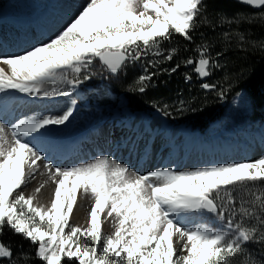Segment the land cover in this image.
<instances>
[{
	"label": "snow or ice",
	"instance_id": "snow-or-ice-1",
	"mask_svg": "<svg viewBox=\"0 0 264 264\" xmlns=\"http://www.w3.org/2000/svg\"><path fill=\"white\" fill-rule=\"evenodd\" d=\"M211 2L214 0H89L48 42L21 53H0V65L8 68L0 67V93L15 90L30 97H70L91 78L82 73L96 58L116 74L129 60L146 56L173 60L180 49L164 48L165 43H172L173 34L192 44L201 26L214 30L225 23L251 26L264 21V12L231 18L221 13L215 24L206 14ZM237 2L264 9V0ZM245 33L242 29L238 36L240 51L245 50ZM198 34L203 40L204 33ZM233 35L225 31L223 39L228 41ZM258 46L264 51V40ZM210 48L208 42L196 44L192 49L196 56L182 60L202 80L214 69L223 68L218 58L232 50L226 45L215 53L214 61ZM160 62L148 61L151 66ZM180 66L177 63L164 71L172 73ZM155 74L145 68L127 90L145 92ZM191 79V75L185 76L186 81ZM201 88L215 91L220 99L226 95L214 83H202ZM76 104L71 99L59 114L25 117L10 128L0 123V234L7 228L34 247L32 257L22 248L14 254L9 245L0 242V262L264 264L259 258L264 255V156L185 171L164 168L144 175L106 156L78 166H54L44 150L32 143L33 134L42 135L41 130L48 126L65 125ZM166 109L164 105L158 110L168 116ZM38 162L55 184L48 206L36 205L33 196L18 191L35 175ZM236 189L243 192L239 201L233 195ZM78 190L94 201L87 228L69 223ZM204 213L215 219L209 223ZM102 215L105 220L111 218L114 230L109 235L102 233ZM249 243L260 247L253 252L246 247Z\"/></svg>",
	"mask_w": 264,
	"mask_h": 264
},
{
	"label": "trees",
	"instance_id": "trees-1",
	"mask_svg": "<svg viewBox=\"0 0 264 264\" xmlns=\"http://www.w3.org/2000/svg\"><path fill=\"white\" fill-rule=\"evenodd\" d=\"M207 2V0H206ZM264 12L255 10L247 5L238 3L235 0H214L209 3L207 16L215 24H219V15L224 14L231 18L233 16H251ZM264 21L257 20L251 26L248 24H222L215 29L207 26H201L198 32L194 34V41L189 44L179 35L173 34L171 44H164V48L178 47L179 53L171 61H165L162 57L146 56L139 61L127 63L118 73L112 74L105 70L103 77L108 87L125 96L129 108L138 111L146 108L163 109L167 105V111L178 118L190 116L194 119V125L205 128L208 124L225 113L232 100L242 91L250 97L254 107V113L262 115L264 113V51L258 46L261 40H264ZM246 30V41L244 51L238 49V36L241 30ZM231 32L234 35L230 40L223 39V33ZM199 32L204 33V39L199 36ZM208 42L211 45L210 55L215 61V53L221 51L227 46L232 50L226 51V55L218 58L223 68L214 69L212 75L207 79H200L192 71L193 66H184L182 60L189 56L195 57L196 53L192 51L196 44ZM188 48V51H184ZM161 62L155 66L149 65L148 61ZM177 63L181 66L172 73L164 69H172ZM145 68L149 73H156L148 83L145 92H130L128 86L135 80L136 76L143 74ZM141 71V73H139ZM191 75L192 79L186 81L185 76ZM102 75H100V78ZM225 77H227L225 79ZM99 78V77H98ZM214 83L218 89L223 88L226 95L223 99L216 96L215 91H206L201 88L202 83ZM183 102V104H181ZM169 105V106H168ZM0 242L9 245L14 254L19 253L21 248L34 257V247L18 234L5 228L0 234ZM247 246L257 250L260 246ZM264 259V255H261ZM7 264V261L0 262ZM31 264H41L37 259H32Z\"/></svg>",
	"mask_w": 264,
	"mask_h": 264
},
{
	"label": "rangeland",
	"instance_id": "rangeland-1",
	"mask_svg": "<svg viewBox=\"0 0 264 264\" xmlns=\"http://www.w3.org/2000/svg\"><path fill=\"white\" fill-rule=\"evenodd\" d=\"M39 1L40 0H0V16L4 12L7 13V11H8L7 15H5V17H4L2 24H0V25L2 26L4 24V22H6V21H8L9 23H16L21 19L23 20V19H27L29 17L32 18L33 15H35L36 11L38 9H40V11L36 14V19H34L33 23H32V24L36 25L35 22H37V16H38V19L40 18V20H42L43 17H41V15L43 14V12H45L46 10H48V11L55 10L56 7H54V6L56 5V2H57L55 0H45V1L42 0V2H39ZM64 1L66 3L63 4L62 6L59 5L60 7L57 8L56 12L54 13V15H53V16H55V19H53L54 21L51 20V22H49L50 24H48L47 21H41V23L39 25L41 30L42 29L46 30V28H50V25L55 26V24H56L55 22H58V20L61 21L63 19V16H62L63 12L65 10H67V12L72 13V16H71L72 18L65 21L61 26H59V29L62 30L65 26L68 25L70 20H73L75 17L78 16V14L82 10V8L84 6H86V4L89 2V0H64ZM45 7H47V9H45ZM31 12H33V13H31ZM50 16H52V15H50ZM28 22H29V20H28ZM7 29H8V26L0 27V33L4 32L6 34ZM47 32L48 31H46V34H47ZM14 33L17 35L18 31H15ZM32 34L34 36H37V33L35 31H33ZM56 34H57V32H55V35ZM55 35L54 34H51V35L48 34L47 40L45 42H48L50 40V38H54ZM25 38H27V37H25ZM25 38H23V39H25ZM13 47L14 46L12 44H8V43L6 44V42H3L0 39V53L11 54V53H9L10 52L9 50H12ZM0 67H4L5 71H8V68L6 66L0 65ZM100 71H101V69L98 68L97 66L95 67L94 61H93V63L87 69L83 70L82 74L92 75L93 73L100 72ZM139 73H141V71H139ZM140 75L141 74H139L138 76H140ZM138 76H136V78ZM86 82L88 83L87 85H90L89 83L91 81L87 80ZM51 87L52 86H49V90H51ZM59 87H65V86L59 85ZM17 94H18V92H17ZM17 94H16L15 90H9L5 93H0V123L7 125L9 128L12 126V124L16 123L19 119H22L25 117H30V116L40 117V116H44V115H54V114L60 113L69 104L71 99H75L77 101V104L75 107V111H74L72 117L70 118V120L68 122H66L65 125L49 126V127H51V128L55 127L56 129L59 130V132H57L58 134H64V133H68V132H76V131H81V130H83V131L84 130L89 131L90 129L93 130V129H96L99 124H101L100 129L98 128V131L96 134L94 132L95 135L93 137L88 135V138H90L89 141H85V142L83 141V143L82 142L80 143V145H79L80 149L77 150V152H80V153H78L77 156L73 157L70 161L67 160L68 161L67 163L65 161L63 163L57 164V162H58L57 161L56 162L57 165L53 164L54 166L60 165L59 167H62V168L78 166V165L83 164V163L91 162L94 159H97V157L99 158V155L101 153H104V152L112 153V157H114V158L119 156V158L124 160V162L126 164H131V163L133 164V162L138 161L137 158L135 160L132 159L133 161L131 160V158H130L131 157V150L129 149L130 147L128 148V150L122 149V151L120 150L119 152H118V149H115V147H112L113 141L115 139L114 135H112L114 131L110 130L109 123L108 124L99 123V121L101 119H107L108 117H111V115L113 116L116 108H119L122 110L127 109L126 108V102L123 99L122 95H117V94L111 92L110 90H107V91L99 90L98 91L97 88L95 90H93L92 92H87V93H85L83 91H82V93H77L76 89H74V91L70 97L62 96V95H55L53 97H43V96L30 97V96L22 93L21 95L22 96L24 95V98L20 99L19 95H17ZM99 100H102V101H99ZM11 106L14 108L16 107L18 109V111L16 110V112L13 113V111H12L13 109H12L10 112ZM56 111H58V112H56ZM9 112H10V117L12 116V118H10V117L6 118L5 117V114L9 113ZM252 112H253V105L251 103L250 98L247 95L242 93L231 104L226 115L223 116V118H221L220 120H218V121H216L210 125L209 129L205 132V135H209V133L212 131L211 128H213L215 123H217L219 121L220 122L221 121L227 122L228 123L227 128L230 126L234 127L235 123L237 121H239L238 127L245 130V131H248L246 133L244 131L240 133V135L242 136V137L239 136L241 142L244 138H247L246 134H249V136H251L253 134L254 135V141H256V144H258V147H259V144H260L259 140L260 139H259V137H257V135L259 134V132L263 131L264 122H263V124L262 123L260 124L257 121H255V117L253 116ZM136 115L138 118L144 115L145 119H148V120L154 118L153 121L156 118H160L161 116H163V114L161 112H158V111H156L155 113L142 112V113H138ZM95 118H97V119H95ZM170 118H172V117L170 116ZM92 119H95V120L92 121ZM182 119L184 122L180 126H176V125L173 126L175 129L184 128L185 125H191L194 121V119L190 118V116H187V115L182 117ZM95 121L98 122L99 124L97 126H95L94 128L88 129L87 127L90 124L89 122L94 123ZM69 124H70V126H68ZM232 127L228 128V130L229 129L230 130L235 129ZM236 131H240V130H236ZM85 133H86V131H85ZM128 134H130V132H128ZM139 136L140 135H137V137H139ZM9 137H10V134H9ZM120 137H119V139H120ZM132 137H136V136H132ZM50 138H51V136L47 139V141H49ZM232 138L233 137L230 136L228 138V140H231ZM222 139L225 140V136L222 137ZM251 140H252V138H251ZM146 141L147 140L145 138L143 143L145 144ZM263 141H264V134H263ZM241 142H240V145H241ZM248 143H250V142H248ZM55 144H57V143H55ZM123 144H125V143L122 142V145ZM221 144H225V142H221ZM228 144H230V143L228 142ZM54 148H53L54 151H57L60 149V147L58 145L54 146ZM237 148L238 149L240 148V150H241L240 146H238ZM129 153H130V155H129ZM254 153H255V151H254ZM87 155H89V157ZM170 155L171 154L168 153L165 157V161H167L169 164L168 167H166V168H170V169H173V168L176 169L177 168V170L180 169L181 171L189 170V169H186L187 168L186 166L181 165L179 163V161H173V159H171L172 157ZM260 155L264 156V153H261V154H259V156L257 155L254 157L248 156L243 161H251V160L258 159L259 157H261ZM38 164L43 165L42 162L41 163L38 162ZM196 165L197 164L195 162L194 164H191L190 168L196 169L197 168ZM154 170H156V169H154ZM145 173H146V171L143 174H145ZM38 175H39V172L37 170L35 172V175L25 185H23L20 190H18V191H23L25 196H33L34 197V204H36V205H38V203H40V200L42 199L41 197H43L40 194L43 192V189H44L43 184H41V178ZM49 179H50V181H48L49 182L48 185L51 186L50 199L49 200L51 202L53 192H54V188H55V184L53 183V181L50 177H49ZM37 188H40L39 192L36 191ZM233 195L236 197L237 201H239L240 196L243 195V192H242V190L236 189V190H233ZM77 196H78L77 203L74 205L73 212L70 215L69 223L71 225L81 227L80 221H83V226L87 228L88 227V221H89V213L91 211V207L93 206L94 201H93L90 194L85 196L82 194V191H80V190H78ZM38 199H39V201H38ZM238 207H239V203H237V208ZM73 215H76V216H73ZM203 215L208 220L209 223H211L215 219L214 216H212V215L205 214V213ZM101 219H102V221H104L102 224V233L104 235L111 234L114 230L113 224L111 223V218H108L107 220H105V216L102 215ZM236 219L237 220L239 219V215H237ZM246 223L254 224L255 221H246ZM214 226H218V223ZM255 246H257V245H255ZM246 247L249 250H252V248H250L248 246H246ZM252 251L256 252L255 249H253ZM259 258L262 259L261 255L259 256ZM262 260H264V259H262Z\"/></svg>",
	"mask_w": 264,
	"mask_h": 264
},
{
	"label": "bare ground",
	"instance_id": "bare-ground-1",
	"mask_svg": "<svg viewBox=\"0 0 264 264\" xmlns=\"http://www.w3.org/2000/svg\"><path fill=\"white\" fill-rule=\"evenodd\" d=\"M55 1H57L56 5L54 6V7H56L55 10H52V11L46 10L45 12H43V14L41 15V17H43L42 20H40V18L38 19V16H37V22H35L36 25H34L32 23H33V20L36 19V14L40 11V9H38L36 11L35 15H33L32 18L29 17L27 19H23V20L21 19L16 23H9L8 21L4 22V24L2 26H8V29L6 30V34L4 32L0 33V39L3 42H6V44L8 43V44H12L14 46L12 48V50H9L10 51L9 53H11V54L12 53H21L25 49L31 48L33 45H37V44H40L41 42H45L47 40L48 34L49 35H51V34L55 35V32L58 33V31L60 30L59 26H61L65 21L72 18L71 17L72 13L67 12V10H65L62 14L63 19L61 21L58 20V22H55L56 23L55 26L50 25V28H46V30L45 29L41 30L39 27L41 21H47L48 24H50L49 22H51V20L55 19V16H53V15L56 12L57 8L60 7L59 5L62 6L63 4L66 3L64 0H55ZM39 2H42V0H40ZM45 9H47V7H45ZM31 13H33V12H31ZM50 15H52V16H50ZM28 20H29V22H28ZM2 26L0 25V27H2ZM15 31H18L17 35L14 33ZM33 31H35L37 33V36H34L32 34ZM46 31H48L47 34H46ZM25 37H27V38H25ZM23 38H25V39H23ZM16 94H17V91H16ZM21 94L22 93L18 92L17 95H19V97H20ZM12 109H14V107L11 106L10 112ZM10 112L5 114L6 118L10 117ZM56 112H58V111H56ZM57 114H59V113H57ZM10 118H12V116ZM147 121L148 120H145L144 116L139 118V119L134 120L135 124H134L133 128H131V129L136 130V128H137L139 130L140 136L139 137H132L130 142L127 144V147H131V146L133 147L132 148L133 152L131 153V159L134 160L137 158L138 161L133 162V164L132 163L126 164L122 159L119 158V156L116 158L112 157L111 153H105V154L103 153V154H100L99 157L106 156L110 160H115L117 163L124 165V166H127L131 171L137 172L140 175H144L143 173L145 171H146L145 174H147L151 171H155L154 169L159 170V169H163V168L168 167V163L164 162L163 158H160L159 156L156 155L155 149H152L148 158L144 157V153L147 149V144L150 141H153V140H151V138L149 139V135H148L149 131L145 127ZM162 121H163L162 117L156 118L153 121V126L156 127V129H159L160 127H162ZM106 122H108L110 124V129L113 128L115 133L116 132H118V133L125 132L129 128V126H125L121 123H118L115 125L114 120L111 118L106 120ZM227 124H228L227 122H222V121L215 123V125L212 128L211 134L209 133V135H210L209 138L208 137H201L200 143L202 146L198 145V144H193V145L188 144L189 138L187 137L186 133L189 132V130L186 129L185 131H182V134L176 136L175 143L177 145L173 148L174 151L177 148H179V151L177 152V154H175L176 161H179V163L181 165L186 166L187 167L186 169L193 170L194 168H190V167H191V164H194L195 162L197 164L196 165L197 168L209 167V166H214V165L243 161L248 156L254 157L257 155L259 156V154H261V153H264L263 133L258 134V137L260 139L259 140V142H260L259 147H258V144H256V141L251 140L250 143L248 144L247 152L244 154L241 152V150L240 151L238 150V148L236 147V144H235V141L239 138L240 133L242 131H236L235 129H231L228 131L226 129ZM88 135L93 137L95 135L94 131H90L88 133ZM84 136H86V135H83L82 138H84ZM195 136H194V139H195ZM224 136H225V140L222 139V137H224ZM230 136L233 137L232 141L234 142V144H228V138ZM246 136L248 137L249 134H246ZM145 138L148 141L146 144H143V141L145 140ZM9 139H11V136L9 137ZM205 140H207L206 143H204ZM214 141L218 142V144L220 143L219 146L217 145L218 149L213 148V142ZM80 142H83V140H81ZM221 142H225V144H221ZM243 142L244 141L242 140L240 147H242ZM123 143H126V141L124 140ZM33 144L36 145L35 142ZM79 144L80 143H78V145L76 143L75 144H69L68 146H65L64 150H62V149L57 150V154L54 157L55 163L57 161H58L57 164L63 163L65 161H67L68 159L75 157V155L78 154L77 150L80 149ZM52 145L54 147V146H57L58 144L52 143ZM119 147L121 148L122 146H119ZM37 148H41V147L38 145ZM254 151H255V153H254ZM53 156H54V154H53ZM61 159H63V160H61ZM39 165L40 166L38 168V172H39L38 176L41 178V184H43L44 189H43V192L40 194L43 197H41L42 199L40 200V203H38V205L48 206V205H50L49 199H50V191H51V186L48 185V183H49L48 181H50V179H49L50 174L44 169L43 165H41V164H39ZM157 168H159V169H157ZM38 201H39V199H38ZM76 215H73V216H76ZM80 222H81V228H86L83 226V221H80Z\"/></svg>",
	"mask_w": 264,
	"mask_h": 264
},
{
	"label": "water",
	"instance_id": "water-1",
	"mask_svg": "<svg viewBox=\"0 0 264 264\" xmlns=\"http://www.w3.org/2000/svg\"><path fill=\"white\" fill-rule=\"evenodd\" d=\"M235 1H237V0H235ZM244 5V4H243ZM251 8H253V9H255V10H262V9H257V8H255V7H251Z\"/></svg>",
	"mask_w": 264,
	"mask_h": 264
}]
</instances>
